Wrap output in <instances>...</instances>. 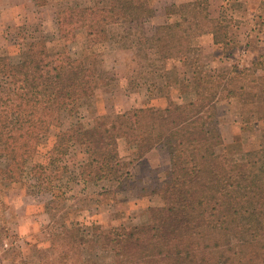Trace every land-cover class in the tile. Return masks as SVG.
Segmentation results:
<instances>
[{
    "label": "trees",
    "instance_id": "obj_1",
    "mask_svg": "<svg viewBox=\"0 0 264 264\" xmlns=\"http://www.w3.org/2000/svg\"><path fill=\"white\" fill-rule=\"evenodd\" d=\"M212 1L174 0L158 9L153 0H121V22L107 20L109 0L61 5L55 21L65 45L59 52L41 50L29 39L10 60L0 93V185L26 182L40 193L60 191L67 158L81 135L93 153L79 165L85 183L121 188L123 166L111 154L108 135L115 127L138 159L162 147L171 160L161 182L140 187L141 196H161L168 205L128 228L68 222L65 193L54 195L44 227L49 247L36 249L39 264H264V145L251 160L226 154L217 113V103L230 100L239 106L243 128L263 121L264 84L248 90L243 70L204 61L202 47L194 44L204 19L210 22L214 44L226 55L237 48L230 14L239 0H223L234 5L222 8L216 18H210ZM158 15L163 33L134 35L135 28ZM80 26L85 37L98 43L134 50L154 74L167 72V56L179 51L177 63L189 74L172 68L168 77L175 75L180 101L169 98L162 109L102 115L98 124L85 127L79 114L94 100L98 73L88 55L70 51ZM153 56L154 63L149 62ZM65 117L70 127L50 149L46 164L35 161L34 144L52 127L62 126ZM19 255L24 258L21 251Z\"/></svg>",
    "mask_w": 264,
    "mask_h": 264
},
{
    "label": "rangeland",
    "instance_id": "obj_2",
    "mask_svg": "<svg viewBox=\"0 0 264 264\" xmlns=\"http://www.w3.org/2000/svg\"><path fill=\"white\" fill-rule=\"evenodd\" d=\"M80 1L88 3L92 0H0V93L10 60L27 47L29 39H34L41 50L52 54L59 52L65 43L56 26L57 10L61 5L67 8L77 6ZM173 1L153 0L152 3L155 8L164 9ZM109 3L112 9L107 20L121 22V0H109ZM233 5L213 0L209 7L210 18L218 17L222 8ZM230 15L237 44L232 55H226L214 44L207 19L202 21L199 27L201 36L194 44L202 47L204 61L213 67L243 70L246 88L255 90L264 84V0H239ZM161 20L158 15L149 23L139 25L134 29V35L145 37L163 33ZM78 36V42L70 46L72 55H88L98 73L94 100L79 114V121L85 127L98 124L102 115L119 114L134 108L162 109L168 105L169 98L180 101L175 75L168 77L172 68H176L180 75L189 74L177 63L179 51L167 56V72L154 74L151 65L134 50L116 42L98 43L95 38H87L82 26ZM185 44L191 43L185 41ZM150 59L149 62L154 63L155 57ZM257 62L261 66L256 67ZM217 113L225 153L248 160L258 158L257 152L264 145V120L243 128L239 106L230 100L218 102ZM70 123L71 120L65 117L62 126L52 127L34 144L32 155L35 161L46 164L50 149ZM108 135L111 154L123 166L121 188L108 182L97 185L85 183L80 176L79 165L91 159L93 153L83 144L81 135L77 136L67 158L60 191L40 193L34 184L26 182L0 185V264H39L35 260L36 249L43 251L49 247L44 234L49 221L46 209L50 208L49 203L58 193H65L66 221L93 223L104 229L128 228L145 221L152 210L168 205L164 197L140 195L142 185L156 184L164 179L171 163L167 151L157 147L138 159L135 150L124 143L122 130L111 128ZM20 251L24 258L19 255Z\"/></svg>",
    "mask_w": 264,
    "mask_h": 264
}]
</instances>
